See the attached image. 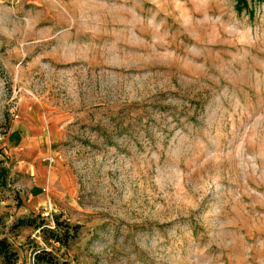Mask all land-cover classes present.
I'll return each mask as SVG.
<instances>
[{
    "label": "rangeland",
    "instance_id": "obj_1",
    "mask_svg": "<svg viewBox=\"0 0 264 264\" xmlns=\"http://www.w3.org/2000/svg\"><path fill=\"white\" fill-rule=\"evenodd\" d=\"M235 2L0 0L16 264H264V1ZM37 125L48 189L15 146ZM55 216L67 245L43 239Z\"/></svg>",
    "mask_w": 264,
    "mask_h": 264
},
{
    "label": "trees",
    "instance_id": "obj_2",
    "mask_svg": "<svg viewBox=\"0 0 264 264\" xmlns=\"http://www.w3.org/2000/svg\"><path fill=\"white\" fill-rule=\"evenodd\" d=\"M264 1V0H250ZM235 6L242 10L250 8L249 0H236ZM4 173V167L0 162V179ZM20 223L36 225L34 219L31 217H22L19 219ZM40 226V225H38ZM41 234L44 240L52 239L55 242H59L62 245H67L77 234L78 224H72L67 220L59 219L57 216L54 218V224H46L40 227ZM0 258L3 264H16L17 251L12 244L5 238H0ZM56 255L49 249L42 248L37 251L34 255L33 264H53L57 262Z\"/></svg>",
    "mask_w": 264,
    "mask_h": 264
},
{
    "label": "crops",
    "instance_id": "obj_3",
    "mask_svg": "<svg viewBox=\"0 0 264 264\" xmlns=\"http://www.w3.org/2000/svg\"><path fill=\"white\" fill-rule=\"evenodd\" d=\"M42 126V125H41ZM33 126L31 128L32 132L30 131V129L28 131H26V134H24L23 137L19 138L17 140L16 143V147H17V152L21 153L22 158L21 161L22 163L24 162V166L30 174L35 173V180L36 181H42L45 186L48 189V174L51 170V165L47 166V169L45 168V164L43 162H41L40 160H38L37 158H40V156L42 155L40 153V150L43 149L45 146L43 145V138L45 139V137H43V130L44 126ZM41 128V130H40ZM25 130H27V128H24ZM30 131V133H29ZM46 149V147H45ZM49 151H47L48 153ZM45 153V152H44ZM52 153L46 154L44 156L46 157H52L51 155ZM40 155V156H39ZM46 169V171H45ZM45 171V172H43ZM48 171V172H47ZM47 182V183H46ZM43 186V185H42Z\"/></svg>",
    "mask_w": 264,
    "mask_h": 264
}]
</instances>
